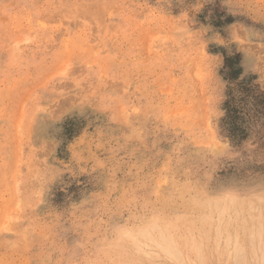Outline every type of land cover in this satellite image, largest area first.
I'll list each match as a JSON object with an SVG mask.
<instances>
[{
    "label": "rangeland",
    "instance_id": "obj_1",
    "mask_svg": "<svg viewBox=\"0 0 264 264\" xmlns=\"http://www.w3.org/2000/svg\"><path fill=\"white\" fill-rule=\"evenodd\" d=\"M263 96L264 0H0V264H147L118 225L225 195L245 257L178 264L264 261Z\"/></svg>",
    "mask_w": 264,
    "mask_h": 264
},
{
    "label": "clouds",
    "instance_id": "obj_2",
    "mask_svg": "<svg viewBox=\"0 0 264 264\" xmlns=\"http://www.w3.org/2000/svg\"><path fill=\"white\" fill-rule=\"evenodd\" d=\"M250 209L232 196H218L205 202L198 215L178 221L159 213L144 215L115 228V241L129 246L146 258L147 264H178L176 255L184 248L200 242L202 233H215L218 243L226 246L240 244L236 225Z\"/></svg>",
    "mask_w": 264,
    "mask_h": 264
},
{
    "label": "bare ground",
    "instance_id": "obj_3",
    "mask_svg": "<svg viewBox=\"0 0 264 264\" xmlns=\"http://www.w3.org/2000/svg\"><path fill=\"white\" fill-rule=\"evenodd\" d=\"M227 188H228V189H225V192H226V193H230V192L236 191V190L233 189V187H231V188H230V187H227ZM259 188L261 189V187H259ZM259 188H257V189H259ZM261 190H263V189H261ZM260 195H261V194H260ZM227 196H228V195H227ZM235 197H236V196H235ZM258 197H263V195H262V196H258ZM258 197H257L256 199H258ZM260 199H261V198H260ZM260 199H259V200H260ZM263 199H264V198H263ZM261 200H262V199H261ZM247 202H248V200H247ZM249 202L251 203V201H249ZM252 202H253V200H252ZM243 203H244V202H243ZM254 203H255V201H254ZM246 204H248V203H246ZM244 205H245V204H244ZM249 206H250V205H249ZM253 207H254V206H253ZM255 207H256V206H255ZM260 207H261V206H260ZM257 208H258V207H257ZM262 208H263V212H264V205H263ZM259 209H260V208H258V210H259ZM250 211H251V210H250ZM251 212H252V211H251ZM254 212H255V210H254ZM258 212L261 213L260 210H259ZM252 213H253V212H252ZM259 215H260V214H259ZM260 216H261V215H260ZM248 217H250V216H248ZM243 218H244V217H243ZM243 220H244V219H243ZM244 223H245V221H244ZM260 228H261V226H260ZM255 230H256V229H255ZM247 231H248V230H247ZM251 231H252V230H250V234H249V235H248L249 232H247V235L249 236L248 238L251 239V240L249 239V243L251 244V246H250V244H249V246L251 247V250L253 249L252 247H254V246H256V245H258V246H261V245H262L261 248H264V247H263V243H262V241H263V239H264V232H262L263 230H262V231H258V232H257V231H255V232H251ZM206 232H207V234H208L209 231H206ZM237 233H238V232H237ZM241 233H242V232H241ZM203 234H204V233H203ZM203 234H202V236H203ZM210 235H211V234H210ZM205 236H206V234H205ZM205 236H203V237H205ZM239 237H240V236H239ZM210 239H211V237H210ZM207 240H208V236H207V238H206V241H205V240H204V241L208 243L209 240H208V241H207ZM217 243H218V242H217ZM242 243H243V241L241 242V239H240V245H241ZM218 244H219V243H218ZM260 244H261V245H260ZM201 245H202V244H201ZM216 246H218V245L216 244ZM216 246H215V247H216ZM224 246H225V248L228 247V246L226 247V245H224ZM234 246H235V245H232V247H231V250L235 253V254L233 253V255H232L233 259H236V258H235V255H236V254H237V255H236L237 258H238V256H239V258H241V257H240L241 255L244 256V254H243V253H244V250H242L243 248H239V247H241V246H237L238 251H237V253H236V251L233 250V249L236 247V246H235V247H234ZM196 247H199V248H200V245H198V246H196ZM207 247H208V246H207ZM218 248H219V247H217V249H218ZM232 248H233V249H232ZM254 248H255V247H254ZM228 249H229V248H228ZM239 249H241V250H239ZM224 250H225V249H224ZM235 250H236V248H235ZM251 250H250V252H252ZM253 250H254V249H253ZM258 250H260V249H258ZM262 250H264V249H262ZM227 251H228V250H227ZM227 251H225V252H227ZM239 251H243V253L240 252V253H242V254H241V255H240V254L238 255ZM254 251H255V250H254ZM229 252H231V251H229ZM229 252H227V253H228L227 255L231 254V253H229ZM196 253H198V249H197V248H196ZM252 253H253V252H252ZM219 254H220V253H219ZM260 254H262V253H260ZM200 255H201V254H200ZM202 255H203V252H202ZM248 255H249V254H248ZM198 256H199V254H198ZM256 256H257V255L254 254V257H256ZM221 257H222V256H221ZM227 257L230 258L229 256H227ZM244 257H245V256H244ZM248 257H250V256H248ZM252 257H253V254H252ZM254 257H253V258H254ZM259 257H260V256H259ZM197 258H201V257H197ZM256 258H257V257H256ZM260 258H261V260H262V258H263V254L261 255ZM176 259H177V258H176ZM202 259H203V258L199 259V261H201V263L198 262V259H197V262H194V261H191V260H190V261H188V262H183V263H185V264H205V262H203ZM221 259H222V258H221ZM247 259H248V258H247ZM251 259H252V258H250V260H251ZM257 259H258V258H257ZM263 259H264V258H263ZM225 260H226V259H225ZM225 260H224V261H225ZM231 260H232V258H231ZM231 260H230V261H231ZM236 260H237V259H236ZM236 260H235V261H236ZM243 260H246V259L243 258ZM180 261H181V260H180ZM216 261H217V260H216ZM232 261H234V260H232ZM239 261H241V259L238 260V263L241 264V262H239ZM226 262H228V260H227ZM226 262H224V263H225V264L230 263V262H228V263H226ZM243 262H244V261H242V264H243ZM250 262H253V260H251ZM254 262H255L254 264H264V263H261V262H264L263 260H262V261L259 260V262H256V259H255V258H254ZM179 263H180V262H179ZM238 263H237V261H236V263H234V264H238ZM208 264H210V263H208ZM230 264H232V263H230ZM246 264H248V263L246 262ZM249 264H250V263H249ZM251 264H253V263H251Z\"/></svg>",
    "mask_w": 264,
    "mask_h": 264
},
{
    "label": "trees",
    "instance_id": "obj_4",
    "mask_svg": "<svg viewBox=\"0 0 264 264\" xmlns=\"http://www.w3.org/2000/svg\"><path fill=\"white\" fill-rule=\"evenodd\" d=\"M264 97V96H263ZM261 102V104H264V98H263V100L262 101H260ZM263 107H264V105H263Z\"/></svg>",
    "mask_w": 264,
    "mask_h": 264
}]
</instances>
